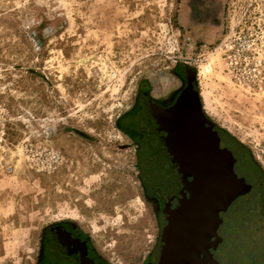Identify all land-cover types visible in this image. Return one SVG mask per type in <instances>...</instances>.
<instances>
[{
    "label": "rangeland",
    "instance_id": "374dc122",
    "mask_svg": "<svg viewBox=\"0 0 264 264\" xmlns=\"http://www.w3.org/2000/svg\"><path fill=\"white\" fill-rule=\"evenodd\" d=\"M181 9L0 0V264H36L58 223L83 230L107 264L148 261L157 217L124 124L141 88L163 102L183 89L181 63L219 147L253 186L227 210L240 241L221 262L264 264V0H225L221 27L197 44Z\"/></svg>",
    "mask_w": 264,
    "mask_h": 264
},
{
    "label": "water",
    "instance_id": "95a60500",
    "mask_svg": "<svg viewBox=\"0 0 264 264\" xmlns=\"http://www.w3.org/2000/svg\"><path fill=\"white\" fill-rule=\"evenodd\" d=\"M181 1L184 30L196 44L207 42L212 33L222 25L225 0ZM181 70L187 85L172 107L158 108L146 94L142 95L144 114L149 120L146 122L141 119L140 126L146 128L149 125L152 136L156 135L159 140L157 142L164 157L163 148L169 150V164L175 166V169L182 168L181 173L176 172L177 174L184 177L192 174L196 177L195 183L190 184L194 186L189 188L190 197L184 202L185 205L174 222L179 237H173L171 232V237L168 238L170 255L188 254L190 257L193 252L192 257L197 252H202L208 246L206 242L216 236V229L221 222L219 213L225 212L237 197L250 192L251 185L235 174L231 152L219 147L217 132L206 125L207 119L203 115L195 84V72L185 63H181ZM138 158L144 173L140 149ZM188 262L190 261H183V264Z\"/></svg>",
    "mask_w": 264,
    "mask_h": 264
},
{
    "label": "flooded vegetation",
    "instance_id": "af4514ba",
    "mask_svg": "<svg viewBox=\"0 0 264 264\" xmlns=\"http://www.w3.org/2000/svg\"><path fill=\"white\" fill-rule=\"evenodd\" d=\"M187 31H189V29H187ZM182 81L184 88L187 85L185 76H183ZM180 92L178 91L171 96L169 100L163 102L150 97L148 90L143 87L139 91V96L136 99L134 108L127 117V119L130 117L135 119H133L132 123H126L125 119L124 126L126 129H124V131L137 143L138 150H141V157L144 160V173H142L141 170V176L145 189L147 190L148 198L154 206V211L157 217L156 221L158 224L159 235L157 244L154 247L152 255L144 264H183V261H190L186 264H216V262L221 264L222 257L227 258L229 255L234 257L233 252H231V250L227 247L230 244L232 246H236L240 241V230L232 223L233 221H227L228 215L226 216V214L228 209L225 212L219 213L221 222L216 229V236L211 237L210 241L206 242L208 246L203 248L202 252H197V249V254L192 257L191 255L193 252L190 253V257H188V254L173 256L169 254L168 238L171 237V232L172 236L175 235L179 237L178 228H176L174 222L177 220L182 206L185 205L184 202H186L190 197L189 188L190 186L194 187L193 184L196 181V177L192 174H188L185 177L177 174L181 173L180 170H182V168L175 169V166L169 164V150H165L163 148L165 158L160 149L161 146L157 142L159 140L156 135L153 134L154 136H152V130L149 125L146 126L148 130L141 127L140 120L143 119L146 122L149 120V118L144 114L145 105L142 101L143 94H146L158 108L168 109L175 104ZM152 108L155 109V107ZM161 140L162 139H160V141ZM139 162L140 167H142L140 159ZM191 183L193 184L190 185ZM246 183L251 185L248 182ZM252 190L253 186L251 185L250 192L239 196L241 199L239 197L236 199L239 198L241 201L244 197L250 195ZM242 235L245 234L243 233ZM191 258L193 259L191 260ZM210 258L213 263H211ZM36 264L107 263L104 261L102 255L95 249V245L83 230L73 224L58 223L50 225L46 229L40 245V251Z\"/></svg>",
    "mask_w": 264,
    "mask_h": 264
},
{
    "label": "bare ground",
    "instance_id": "6f19581e",
    "mask_svg": "<svg viewBox=\"0 0 264 264\" xmlns=\"http://www.w3.org/2000/svg\"><path fill=\"white\" fill-rule=\"evenodd\" d=\"M211 67H212V66H211ZM209 68H210V66H207V67H206V70H209Z\"/></svg>",
    "mask_w": 264,
    "mask_h": 264
}]
</instances>
